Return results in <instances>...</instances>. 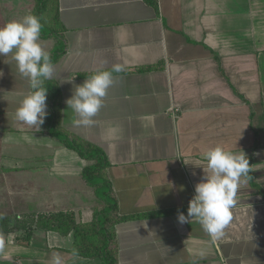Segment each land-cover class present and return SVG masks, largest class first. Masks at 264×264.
<instances>
[{
  "label": "crops",
  "instance_id": "obj_1",
  "mask_svg": "<svg viewBox=\"0 0 264 264\" xmlns=\"http://www.w3.org/2000/svg\"><path fill=\"white\" fill-rule=\"evenodd\" d=\"M157 6L58 0L60 36L39 40L51 54L54 91L38 132L15 120L31 89L11 56H0V216L12 225L40 213H69L82 223L96 214H150L108 220L92 232L100 239L98 229H111L117 264H264V0ZM34 13L35 0H0V26ZM115 64L125 70L113 74L94 125H75L66 99L94 71ZM55 93L60 125L106 158L91 182L82 171L93 161L50 134ZM109 128L118 129L115 138ZM218 145L242 150L250 171L229 225L213 240L195 219L181 224L177 215H187L208 171L205 153ZM73 233L36 228L28 243L0 234V264H53L54 255L60 264H102L72 252Z\"/></svg>",
  "mask_w": 264,
  "mask_h": 264
},
{
  "label": "clouds",
  "instance_id": "obj_2",
  "mask_svg": "<svg viewBox=\"0 0 264 264\" xmlns=\"http://www.w3.org/2000/svg\"><path fill=\"white\" fill-rule=\"evenodd\" d=\"M43 30L41 18L27 14L20 20H11L0 26V56H11L19 75L29 82L31 91L24 95L14 113L16 121L36 132L41 130L48 115L45 81L52 79L54 65L50 52L40 44ZM124 66L115 64L112 68L94 71L84 82L74 87L73 94L66 99V109L74 114L73 123L90 127L103 106L108 89L114 84V73L123 72ZM3 76V72H0ZM118 129L109 128L108 138H115ZM207 174L194 186V195L188 202L187 215L178 213L181 224L195 219L207 235L215 240L224 234L232 216L231 209L242 178L249 174V161L242 150L237 153L222 146L210 148L205 153ZM203 255V252L200 253ZM53 264H60L58 255L53 256Z\"/></svg>",
  "mask_w": 264,
  "mask_h": 264
},
{
  "label": "trees",
  "instance_id": "obj_3",
  "mask_svg": "<svg viewBox=\"0 0 264 264\" xmlns=\"http://www.w3.org/2000/svg\"><path fill=\"white\" fill-rule=\"evenodd\" d=\"M145 2L157 10V0H145ZM34 15L41 18V23L43 25L40 37H48L50 35L60 36L59 32H61L62 26L58 19V0H35ZM48 19L51 23H48ZM44 86L48 89L47 92H49V94L54 91V87H51L49 81H47ZM53 96L55 97L53 98ZM51 97L52 116L49 119L50 134L59 138L68 148L77 151L83 158L93 161V164L85 166L82 171V176L87 181L91 182V180L104 168L106 158L102 151L95 145L78 136H71L70 133L60 125L59 97H57L56 93L52 94ZM112 206L114 210L116 206L115 203H112ZM147 215L150 214L119 216L109 220V215L100 218L96 214V218L94 217L91 222L82 223L76 222L69 213H40L32 217L22 216L16 218V221L12 225L9 223L10 218L0 216V234H10L13 240L28 243L31 230L36 228L54 230L61 234H67L73 230L74 244L72 252L74 254L84 257H99L102 260V264H117L116 247L111 229L107 227L104 232L98 229L97 233H100V239L94 237L95 235L92 232L93 229L102 227L108 220L111 221V223H116L123 220L145 217Z\"/></svg>",
  "mask_w": 264,
  "mask_h": 264
},
{
  "label": "rangeland",
  "instance_id": "obj_4",
  "mask_svg": "<svg viewBox=\"0 0 264 264\" xmlns=\"http://www.w3.org/2000/svg\"><path fill=\"white\" fill-rule=\"evenodd\" d=\"M48 23H51V22L49 21V19H48ZM61 46H62V45H61V42L58 40V41H57V44H56V49H57V48H58V49H61ZM46 82H47V81H45V84H44V85H46Z\"/></svg>",
  "mask_w": 264,
  "mask_h": 264
}]
</instances>
